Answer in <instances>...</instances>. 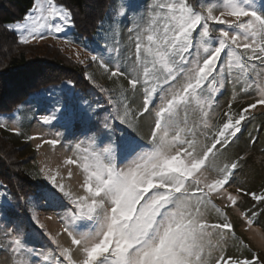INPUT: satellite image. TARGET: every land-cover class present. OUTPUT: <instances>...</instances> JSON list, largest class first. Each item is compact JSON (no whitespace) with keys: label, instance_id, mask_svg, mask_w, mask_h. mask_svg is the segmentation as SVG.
<instances>
[{"label":"snow or ice","instance_id":"1","mask_svg":"<svg viewBox=\"0 0 264 264\" xmlns=\"http://www.w3.org/2000/svg\"><path fill=\"white\" fill-rule=\"evenodd\" d=\"M132 7L130 0L121 5L108 18L109 30L127 19ZM23 21L4 27L18 31L24 44L47 36L55 40L56 33L76 23L75 13L58 0H35ZM129 32L135 33L125 49L131 55L107 60L91 56L110 72L109 78L123 77L128 87H101L107 107L93 109L89 104L85 109L80 103L57 100L42 118L49 125L63 121L64 127L83 126L88 141L87 146L78 142L73 156L55 169L47 162L39 169L53 186L42 198L65 208L60 230L55 235L47 229L42 233L51 242V251L27 247L28 225L45 228L34 208L27 209L31 215L16 217L15 227L6 226L3 235L9 243L4 250L22 257L14 264H264L255 254L249 259L226 254L232 246L251 251L237 236L226 209L238 205L241 193L257 202H264V194L241 187L236 195L228 192L241 157L218 170L215 165L251 117L249 110L264 105V3L153 0L148 16H141ZM241 82V91L258 90V98L239 113L232 111L230 102L223 113L226 119L213 127L209 122L213 104L205 93L212 85L235 87ZM136 98L140 103L133 107ZM197 111L200 119L190 121L189 113ZM6 119L0 117V129L20 134L18 127L8 129ZM146 119L151 122L143 143L139 133ZM105 141L109 147L100 151L92 147ZM59 143L57 138L42 139L53 148ZM42 144H37L38 150ZM71 165L83 177L79 191L71 186L72 168L67 167L66 176L61 173ZM214 199L224 200V207ZM29 202L25 199V205ZM34 203L38 206V201ZM13 208L10 201L0 205V216L7 217ZM209 209L217 213L215 222L209 219ZM257 216L241 213L249 227ZM63 234L69 238L67 246L60 242Z\"/></svg>","mask_w":264,"mask_h":264},{"label":"rangeland","instance_id":"2","mask_svg":"<svg viewBox=\"0 0 264 264\" xmlns=\"http://www.w3.org/2000/svg\"><path fill=\"white\" fill-rule=\"evenodd\" d=\"M128 2L129 0H112L110 16H112L121 5H125ZM130 2L133 7L128 10L127 19H124L119 25H114L113 30H109L108 25L106 31L102 32V36L105 37L101 40L99 48L95 51L78 46L73 42L72 26H67L62 33H56L57 39L55 40H53L52 36H47L45 40H33L30 43L58 47L75 61L80 63V60H83L81 64L95 69L97 72L96 74L105 79L109 75V72L106 73L100 67L99 61H93L91 56L95 55L107 60L109 56L116 57L118 54L124 56L131 55V53L125 51L130 45V36L135 35L134 32L130 33L129 29L136 27V24L140 22L141 16H148L153 0H130ZM260 2L264 3V0H260ZM30 10L26 15L29 14ZM117 19H120V17H117ZM22 22H24L23 19L8 24L15 25ZM12 31L16 33L20 40L19 32L15 29H12ZM44 31L45 34H47L46 30ZM65 41H70V43H66ZM77 53H79V56H77ZM246 75L247 74H245V76ZM226 86L230 88L231 92L230 96L224 97V95H226ZM226 86L220 88L216 85H212L205 93V99H210L213 104L210 123H212V120L220 113L228 110V104L230 102L236 104L235 106L237 108L241 106L239 107L241 110L255 102V99L259 96L258 90L247 89L246 91L249 94H245V92L241 91L243 87L242 82L235 85V87L231 83ZM66 87V84H62L42 92L38 91L13 112L0 113V117L7 118L5 122L7 123L8 129L18 127L20 129V134L6 129H0V132L7 135L12 142L20 148L21 158L33 157L32 160L26 164V168L35 179L41 180V183L46 186L44 189H40L38 193L30 199L29 204V208L35 209V215L45 228L41 229L39 225L34 223L29 224L27 228L28 235L26 237L28 248L42 249L44 251H51L49 247L51 242L48 240L47 236L42 235V233L47 229L55 235V233L60 230V218L65 214V208L60 204L52 203L42 198L44 191L53 188V186L50 180L39 173V169L43 162H47L55 169L58 164L63 163L66 157L73 156L75 145L78 142L84 141L85 146H87L88 143L85 135L86 129L83 126L78 125L75 128L64 127L61 126L63 121H53L50 125L43 123L42 118L50 114L52 106L57 100L65 101L70 97L71 90H67ZM234 96L236 97L235 99H233ZM79 103L82 104L84 101H79ZM235 106L232 107V110L236 108ZM249 111L251 112V117L243 122L242 131L238 134V138H236L234 142L236 144L234 145V143H232L227 149L229 152L227 156L232 158V160L233 155L239 153H241L240 157L242 158L239 162L240 170L236 172L231 186L228 187V192H231L233 195L237 194V187L245 189L248 193H255L256 195L264 194V105H257L255 109H250ZM102 115L104 114L102 113ZM200 115L199 111L190 112L189 120L198 121ZM245 115L247 116L248 114L246 113ZM58 133L59 136H57ZM88 135L91 134L88 133ZM28 136H35L38 137V139L29 140L27 139ZM52 138H57L60 141L55 148L47 144H42V139ZM37 144H42L39 150L36 147ZM92 147L100 151L105 147H109V145L107 141H105L104 143H94ZM234 147H236L235 150ZM222 156L226 158V154L222 153L221 157ZM219 158L220 156L217 157L218 160ZM218 160H215L217 170L225 165V163L219 162ZM67 167H71L75 174L71 186L74 191H79L77 184L82 181V174L75 165H71L61 168V173L65 176ZM216 174L215 171L212 173L213 176ZM64 183L67 186L69 181L65 179ZM5 197L8 198L7 189L5 186L0 187V205H6L9 202V199L6 200ZM35 201H38V206L34 203ZM213 202L220 208H223L225 204V201L220 199H214ZM64 203L66 204L67 200H65ZM226 211L234 225L237 236H239L244 243L248 244L251 249V251H247L238 246H232L226 254L233 256L234 259L236 257L249 259L253 254L264 259V247L261 246V244L264 243V202H257L252 199L250 194L244 195L241 193L238 205L226 209ZM252 212L258 213V216L255 218L254 224L249 227L241 217V213H247L248 216H251ZM31 214L32 213L29 212V215ZM208 216L212 222L218 219L214 209H209ZM16 217H20L21 219L25 218L16 210L9 213L7 217L0 216V264H14L16 259L22 258L18 254L12 253L10 249L7 251L4 250L9 240L5 239L3 232L6 226L8 228L15 227V223H12V221H15ZM48 217L52 219H48ZM36 233H41V235H36ZM60 242L65 246L70 243L66 234L62 235ZM213 255L215 256L217 253H213Z\"/></svg>","mask_w":264,"mask_h":264},{"label":"trees","instance_id":"3","mask_svg":"<svg viewBox=\"0 0 264 264\" xmlns=\"http://www.w3.org/2000/svg\"><path fill=\"white\" fill-rule=\"evenodd\" d=\"M111 1L58 0L75 13L76 23L74 27L72 26V39L76 45L92 51L99 48L101 40L105 37L102 36V32L106 31L109 25ZM33 5L34 0H0V113H11L34 93L62 84H66V89L71 90L70 97L65 101L72 104L84 101L81 105L85 109L89 104L93 109L98 106L107 107L106 95L100 88L119 90L121 87H128L127 80L119 76L109 78L110 72L107 78L103 79L96 74L95 69L75 61L58 47L24 44L14 31L5 30L4 26L8 23L21 21ZM225 91L224 97L230 96L228 86ZM139 103L140 98H136L133 107H137ZM235 105L232 103V107ZM239 107L233 108L232 111L239 113ZM224 112L212 120L213 127L226 119L223 116ZM150 122V119L142 122L144 127L140 129L139 134L144 137L143 143H147L149 132L147 125ZM208 142L210 143V140ZM228 153V150L223 152L226 158L219 155V160L217 158L216 160L230 164L232 158L227 156ZM240 155L241 153L233 155V159ZM32 158H21L20 148L7 135L0 132V182L7 189L8 199L14 206L13 210L18 211L23 217L29 215L27 209L30 202L25 205V199L30 201L40 189L46 187L26 168V164Z\"/></svg>","mask_w":264,"mask_h":264}]
</instances>
